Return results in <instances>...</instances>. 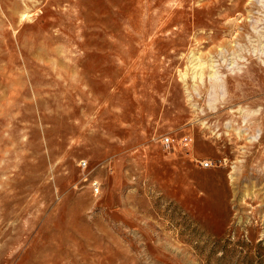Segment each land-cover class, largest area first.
Returning a JSON list of instances; mask_svg holds the SVG:
<instances>
[{
	"label": "rangeland",
	"instance_id": "374dc122",
	"mask_svg": "<svg viewBox=\"0 0 264 264\" xmlns=\"http://www.w3.org/2000/svg\"><path fill=\"white\" fill-rule=\"evenodd\" d=\"M0 264H264V0H0Z\"/></svg>",
	"mask_w": 264,
	"mask_h": 264
},
{
	"label": "built area",
	"instance_id": "2783aa9c",
	"mask_svg": "<svg viewBox=\"0 0 264 264\" xmlns=\"http://www.w3.org/2000/svg\"><path fill=\"white\" fill-rule=\"evenodd\" d=\"M180 140L184 144H187L189 142V138L187 135L182 136ZM171 142H172V139L168 135L162 138V143L166 146H169ZM209 164L210 162L207 159H205L204 162L202 163L203 166H209Z\"/></svg>",
	"mask_w": 264,
	"mask_h": 264
}]
</instances>
